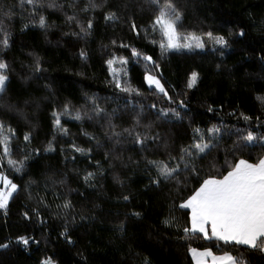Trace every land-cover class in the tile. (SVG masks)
Wrapping results in <instances>:
<instances>
[{
	"label": "trees",
	"instance_id": "1",
	"mask_svg": "<svg viewBox=\"0 0 264 264\" xmlns=\"http://www.w3.org/2000/svg\"><path fill=\"white\" fill-rule=\"evenodd\" d=\"M57 2L64 8L38 10L50 25L40 28L38 16L31 15L32 5L21 7L20 0H0V9L12 13L5 17L0 11L9 33V47L0 44V60L8 64L0 121L15 130L12 159L28 156L24 169L16 173L7 165L0 145V157H4L0 170L20 187L7 210L0 209V244H9L0 248V264H41L47 258L55 264H194L192 248H211L217 255L230 252L246 264H264V252L183 233L190 226V211L178 207L209 174H226L228 165L239 159L255 163L264 158V140L248 146L240 141L248 131L258 138L264 136V103L258 100L264 97V0H174L183 12L178 25L181 32L202 35L211 31L228 40L227 46L213 44L204 51L162 49L165 38L158 27L152 30L156 9L149 0H96L102 7L88 13L79 11L86 3L79 0V18L85 22L93 18L92 34L87 37L74 35L79 28L66 22L65 13L72 14L71 0ZM108 12H115L119 19L106 20ZM132 21L139 35L132 30ZM241 30L243 37L237 35ZM132 49L140 56H133ZM81 50L87 59L81 57ZM113 55L128 60L126 65H113L122 85L141 95L115 87L106 63ZM37 57L40 71L35 70ZM193 72L206 86L188 96V77ZM149 74L160 79L171 101L147 84ZM93 98L111 116L117 131L132 127L138 116L141 127L137 130L144 131L142 126L150 124L151 134H158V139L149 141L144 150L127 136L115 145L114 138L105 135L107 117L93 113ZM65 104L72 108L71 115H61L67 133L55 125L53 116V112L62 113ZM160 108L175 109L180 118L171 114L161 118ZM76 110L93 118L75 120ZM245 116L251 119L246 121ZM213 125L221 129L218 146L197 161L199 178L189 176L180 185L175 180L160 187L150 184L156 173L145 157L178 156L181 147L193 143L195 129L206 133ZM25 134H30L29 141L24 140ZM237 142L241 146L234 150ZM49 143L54 151L45 150ZM73 144L91 152H76ZM106 153L120 159H106ZM87 172L96 174L88 183L84 181ZM124 195L130 200L124 201ZM66 201L71 202L70 209L58 207ZM132 212L141 215L137 218ZM166 219L173 226L165 225ZM66 228L67 236L62 235ZM20 236L34 237L39 243L30 239L25 246L16 242Z\"/></svg>",
	"mask_w": 264,
	"mask_h": 264
},
{
	"label": "snow or ice",
	"instance_id": "2",
	"mask_svg": "<svg viewBox=\"0 0 264 264\" xmlns=\"http://www.w3.org/2000/svg\"><path fill=\"white\" fill-rule=\"evenodd\" d=\"M149 2L155 6L156 14L154 16L152 30L157 27L165 38L166 43H161L162 49H193L205 47L204 37L212 41L214 44L227 46L228 40L224 36H216L211 31L197 35L196 33H185L181 32L178 25L181 24L183 19V12L176 6L174 0H149ZM79 0H71L68 3V8L72 10V14L68 15L65 13L66 22L75 23L79 28V33H73L74 35L82 34L83 37H87L92 34L93 29V18H87L86 22L79 18L77 13V5ZM25 4L32 5L33 16H38V25L40 28H47L48 25L46 17L39 13L38 10L44 7L63 9L64 4L58 3L57 0H20V5L23 7ZM102 7L96 0H86L83 7L79 9L82 13H88L95 11ZM5 17H11L12 13L7 9H0ZM108 21L118 20L119 17L115 12H108L105 16ZM33 20V23H36ZM27 26V25H26ZM132 30L139 35V31L136 29L134 21L131 22ZM0 32L3 33V38L0 39V44L4 48L9 47V33L5 30L3 21L0 20ZM148 30H145L147 34ZM231 35V33H230ZM240 37L245 35L243 30L237 34ZM116 41H112L115 44ZM120 47H128V45L121 44ZM133 56L139 57L140 53L136 49H132ZM80 55L82 58L87 59V53L81 50ZM145 60L151 61L150 56H145ZM119 62L122 65H126L128 60L126 58L117 57L115 55L106 61L109 66V70L113 73V79L115 81V87L121 92L141 95V93L132 88L131 86H123L121 80L118 78V70L113 67L114 64ZM36 71L41 70L40 60L37 57L35 60ZM8 69V64L0 60V95L5 92V82L8 80V76L4 73V70ZM148 85L155 86V88L162 93L169 101L172 97L168 95L167 90L161 83L160 79L149 74L145 77ZM198 79V73L193 72L188 83V87H193ZM262 103H264V97H258ZM93 113L95 116H104L108 119V131L105 135L109 139L114 138V144H121L122 137H130L132 143L138 145L141 150L146 149L149 141L155 142L158 139V134L152 135V125H143L144 131H138L141 127L140 119L137 116L134 124L130 128H124L121 131H117V125L112 123L111 116L106 110L100 107L95 99H92ZM181 106L184 102L180 101ZM152 108H156V105H151ZM209 108V111H212ZM115 111V110H114ZM72 108L70 105L65 104L63 106V112H53L54 123L60 128L61 131L67 133V129L61 126V115H71ZM158 114L161 118H168L171 114L175 118H180V113L175 109L169 108L167 110L160 108ZM75 120H83L85 118L92 119L91 115L81 110H76L73 117ZM244 119L250 120L251 118L245 116ZM195 135L193 137V143L187 147H181L178 156H173L171 153L167 154L166 160H145L148 165L155 171V176L150 180V184L155 187H160L162 183L175 180L177 185L186 184L189 176L199 178L201 170L197 164L198 160L204 159L206 156L211 155L212 150L218 146V134L221 129L218 126L213 125L211 128L206 130V133L202 132L199 128L195 129ZM239 131V130H237ZM85 135H89L85 133ZM15 136V130L5 125L4 121H0V145L3 147L4 157L7 158V165L13 169L16 173H20L25 167V161L28 156L25 155L22 160L12 159V148L11 142ZM90 139L96 140L95 136H90ZM24 140H30V134L24 135ZM258 140H264V136L259 138L248 131L246 135L240 137V141L243 142V146L252 145ZM99 144V141H96ZM241 146L240 142L234 145V150H239ZM166 147V146H165ZM72 148L76 152L82 154H88L91 149H84L77 147L75 144ZM46 151H54L52 144L45 149ZM38 151V150H36ZM111 156L113 159L119 160L118 155L106 153L105 158L108 159ZM0 157V169L3 168V159ZM74 159V157H73ZM138 163V162H137ZM99 166V161H97ZM225 165H228L225 160ZM214 168L215 164L210 165ZM102 173V169H101ZM95 173L87 172L84 176V181L88 183L95 178ZM184 176V180L180 177ZM117 182L121 185L123 181L116 177ZM63 183V181H61ZM20 190L18 184L14 183L12 179L0 170V209L7 210L9 201L13 199L14 194H17ZM124 201H129L130 196L124 195L122 197ZM68 210L72 207L70 201H66L63 205L58 206ZM176 207V205H174ZM181 209H190V226H186L182 229L183 233L194 235L202 234V237L206 240L222 241L224 244H236L247 246L251 250L264 252V158L259 159L257 162L252 163L248 159H239L238 161L228 165L226 168V174H209L207 178L202 179L199 187L195 189L192 195L188 196L182 203L178 205ZM37 216H39V210H33ZM25 218H29L28 213L25 212ZM132 216L137 218L140 217L139 212H132ZM83 219V217H81ZM174 219V218H173ZM164 224L171 227L172 222L165 220ZM121 234L124 232V224L118 225ZM62 235L67 236V228ZM30 239L34 243H39L35 238H29L26 236H20L17 238V243H21L27 246ZM69 242L71 239L69 237ZM8 243L0 244V248H8ZM192 252L193 259L196 264H246V261L240 257L233 256L230 252H225L223 255L217 256L213 253L211 248H205L203 251H199L196 248L190 249ZM41 264H54L51 258H47L41 262ZM145 264H148L145 261Z\"/></svg>",
	"mask_w": 264,
	"mask_h": 264
},
{
	"label": "rangeland",
	"instance_id": "3",
	"mask_svg": "<svg viewBox=\"0 0 264 264\" xmlns=\"http://www.w3.org/2000/svg\"><path fill=\"white\" fill-rule=\"evenodd\" d=\"M204 40H205V47L203 49H200V48H193V49L182 48V49H179L177 51H180V50H186V51H188V50H203V51L204 50H209V48L214 43L212 41L208 40L206 36L204 37ZM165 43H166V40H165ZM171 50H176V49H171ZM116 64H118V62ZM190 78H191V75L188 77V83H189ZM6 82H5V84H6ZM205 86H206L205 85V82L201 78H199V75H198V79H197L196 84L193 87H191V88L188 87V96H193L194 94H196L198 92V88L205 87ZM151 87H154L155 88L154 85L151 86Z\"/></svg>",
	"mask_w": 264,
	"mask_h": 264
},
{
	"label": "crops",
	"instance_id": "4",
	"mask_svg": "<svg viewBox=\"0 0 264 264\" xmlns=\"http://www.w3.org/2000/svg\"><path fill=\"white\" fill-rule=\"evenodd\" d=\"M187 210L191 211L190 209H187ZM199 251H203V250H199ZM190 255H191V257H192V260H193L194 264H196V261L193 259V256H192V252H191V251H190ZM215 255H217V254H215ZM222 255H223V254H222ZM217 256H220V255H217Z\"/></svg>",
	"mask_w": 264,
	"mask_h": 264
}]
</instances>
